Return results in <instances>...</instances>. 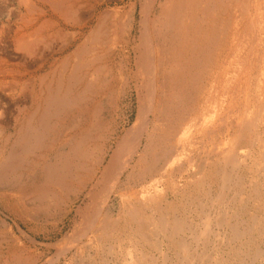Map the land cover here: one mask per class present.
Returning a JSON list of instances; mask_svg holds the SVG:
<instances>
[{"label": "bare ground", "instance_id": "bare-ground-1", "mask_svg": "<svg viewBox=\"0 0 264 264\" xmlns=\"http://www.w3.org/2000/svg\"><path fill=\"white\" fill-rule=\"evenodd\" d=\"M0 206V264H264V0H0Z\"/></svg>", "mask_w": 264, "mask_h": 264}, {"label": "rangeland", "instance_id": "rangeland-1", "mask_svg": "<svg viewBox=\"0 0 264 264\" xmlns=\"http://www.w3.org/2000/svg\"><path fill=\"white\" fill-rule=\"evenodd\" d=\"M125 112V113H124ZM127 110L126 108L124 109L123 112H121V114L119 113V116L121 118H119V124L118 127L120 128L119 131H121L122 129L128 128V124L126 122V120L124 118H126L127 115ZM129 115L132 118L133 113H129ZM128 115V116H129ZM124 117V118H123ZM121 119V120H120ZM123 125V126H122ZM71 200H73L71 198ZM2 211V212H1ZM73 211L72 210L69 214L68 213H63V212H59L58 210L51 209L49 211H44L41 212L39 216L33 217L32 220H30L28 223H20L19 227L21 230H23V232L26 234L25 238H20V242L22 243H28V239L27 238H32L35 240L36 243V249L38 250V252L40 251V253L44 252V248L47 244H51L53 242H55L56 240H59L62 236V234H64L71 226V219L73 218ZM64 215V217L62 216ZM2 209V207L0 206V220L5 221L6 224H9V227L12 228L13 230V234L17 235L16 237H18L17 231L15 230V228H13V218ZM3 218V219H2ZM61 218V219H60ZM48 219V220H47ZM40 220V221H38ZM42 220V221H41ZM35 223H34V222ZM51 221V222H50ZM67 221V222H66ZM47 225H46V224ZM63 223V224H62ZM25 226H24V225ZM28 224V226H27ZM35 224V225H34ZM39 224V225H38ZM41 224V225H40ZM61 224V225H60ZM70 226H69V225ZM46 227H45V226ZM60 225V228H59ZM22 226V227H21ZM34 229H33V227ZM37 226V227H36ZM40 226V227H39ZM51 226V227H50ZM67 226V227H66ZM32 227V228H31ZM44 227V228H41ZM48 227V228H47ZM50 227V228H49ZM54 227V228H53ZM36 228V229H35ZM53 228V229H52ZM33 229V230H32ZM48 232H47V230ZM55 229V230H54ZM51 233H50V231ZM53 230V231H52ZM60 230V231H59ZM29 231V232H28ZM34 231V232H33ZM55 235H54V233ZM42 233V234H41ZM34 234V235H33ZM46 234V235H45ZM43 235V236H42ZM53 235V236H52ZM45 236V237H44ZM58 238V239H57ZM48 239V240H47ZM52 239V240H51ZM45 240V241H44ZM51 241V243H50ZM43 242V243H42ZM39 243V244H38ZM46 244V245H45ZM42 250V251H41ZM53 253V251H52ZM51 253V254H52ZM50 255V254H49ZM47 256V255H46Z\"/></svg>", "mask_w": 264, "mask_h": 264}]
</instances>
